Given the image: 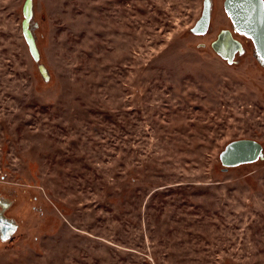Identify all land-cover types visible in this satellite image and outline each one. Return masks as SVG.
Segmentation results:
<instances>
[{
	"label": "rangeland",
	"instance_id": "rangeland-1",
	"mask_svg": "<svg viewBox=\"0 0 264 264\" xmlns=\"http://www.w3.org/2000/svg\"><path fill=\"white\" fill-rule=\"evenodd\" d=\"M224 2L201 35L205 0H0V264H264V63Z\"/></svg>",
	"mask_w": 264,
	"mask_h": 264
},
{
	"label": "water",
	"instance_id": "water-1",
	"mask_svg": "<svg viewBox=\"0 0 264 264\" xmlns=\"http://www.w3.org/2000/svg\"><path fill=\"white\" fill-rule=\"evenodd\" d=\"M224 7L236 30L239 29V33L247 35L253 40L255 53L264 63V4L261 3V0H225ZM211 10L212 0H205L202 16L193 26L194 33L203 35L209 30ZM213 46L230 62L235 56L234 53L240 51L242 47L240 41L234 39L229 30L221 32ZM261 153V144L248 138L234 140L226 146L220 155L225 165L235 166L258 160Z\"/></svg>",
	"mask_w": 264,
	"mask_h": 264
},
{
	"label": "trees",
	"instance_id": "trees-1",
	"mask_svg": "<svg viewBox=\"0 0 264 264\" xmlns=\"http://www.w3.org/2000/svg\"><path fill=\"white\" fill-rule=\"evenodd\" d=\"M31 4L30 2L27 5V16H29L30 12H31ZM25 33L27 35V39H29V43H30V47L32 48V51L35 55L36 58L39 57L38 52H37V48L35 47V41H34V36L31 34V32H29L28 30H25Z\"/></svg>",
	"mask_w": 264,
	"mask_h": 264
},
{
	"label": "snow or ice",
	"instance_id": "snow-or-ice-1",
	"mask_svg": "<svg viewBox=\"0 0 264 264\" xmlns=\"http://www.w3.org/2000/svg\"><path fill=\"white\" fill-rule=\"evenodd\" d=\"M261 3L264 4V0H261ZM248 26L251 27L250 24H248ZM237 31H239V29H237ZM245 34H247V33H245ZM2 228H3V225L0 224V229H2ZM6 238H7L6 234H0V239H6Z\"/></svg>",
	"mask_w": 264,
	"mask_h": 264
}]
</instances>
